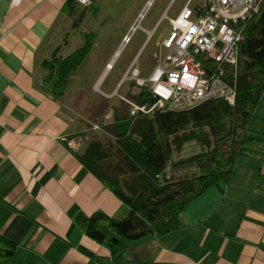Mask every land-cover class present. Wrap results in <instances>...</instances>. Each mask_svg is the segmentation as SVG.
<instances>
[{
    "label": "crops",
    "instance_id": "1",
    "mask_svg": "<svg viewBox=\"0 0 264 264\" xmlns=\"http://www.w3.org/2000/svg\"><path fill=\"white\" fill-rule=\"evenodd\" d=\"M67 2L22 0L14 7L0 0V204L13 211L2 235L16 245L0 264H264V144L237 162L230 183L189 204L178 230L130 244L123 260L83 234L76 214L124 220L130 209L80 163L84 151L67 148L65 140L85 127L70 94L55 100L43 88L44 62L71 55L92 32L111 51L98 87L139 30L147 40L131 65L163 28L156 49L188 3L203 0H93L81 23L92 22L87 31L74 28ZM71 43L78 48L67 52ZM260 120L264 138V99Z\"/></svg>",
    "mask_w": 264,
    "mask_h": 264
},
{
    "label": "trees",
    "instance_id": "2",
    "mask_svg": "<svg viewBox=\"0 0 264 264\" xmlns=\"http://www.w3.org/2000/svg\"><path fill=\"white\" fill-rule=\"evenodd\" d=\"M88 9H81L77 0H68L64 11L74 20V28H79ZM241 26L238 64L224 68L226 81L236 90L234 104L215 99L190 110L135 118L114 116L104 128L114 138V155L98 140L77 155L80 163L130 209L124 220L102 213L74 216L83 234L107 245L116 261L125 258L130 244L178 230L184 209L216 184L230 183L237 162L264 144L263 139L248 136L264 99V5ZM95 38V34H87L84 46L71 55L44 62L49 75L43 88L55 100L64 97L71 76L91 52ZM136 102L155 103L146 92L136 96ZM188 144L197 145L200 152L173 161L175 152ZM169 165L174 171L192 168L197 174L171 181ZM12 215L11 209L0 204V261L10 259L16 251V245L2 235Z\"/></svg>",
    "mask_w": 264,
    "mask_h": 264
},
{
    "label": "built area",
    "instance_id": "3",
    "mask_svg": "<svg viewBox=\"0 0 264 264\" xmlns=\"http://www.w3.org/2000/svg\"><path fill=\"white\" fill-rule=\"evenodd\" d=\"M7 1L14 7L22 3ZM77 2L85 8L94 4L93 0ZM263 5L264 0H203L198 6L188 3L176 19L170 20L168 35L151 54L154 69L148 78H141L138 57L125 75L135 87L149 88L155 99L153 105L123 99L131 107L130 116L190 110L215 99L234 104L236 90L226 81L224 68L237 66L238 45L243 40L241 24L257 16ZM143 17L142 14L139 21ZM138 26L139 23L132 33ZM65 143L69 150L78 153L86 149L89 139L74 136Z\"/></svg>",
    "mask_w": 264,
    "mask_h": 264
},
{
    "label": "rangeland",
    "instance_id": "4",
    "mask_svg": "<svg viewBox=\"0 0 264 264\" xmlns=\"http://www.w3.org/2000/svg\"><path fill=\"white\" fill-rule=\"evenodd\" d=\"M90 10L91 9H88L87 15L90 13ZM91 23L92 22L90 21L88 25L85 26L82 24V30L87 31L89 28H91ZM163 32L164 29L161 28L158 32V35L153 39L148 48L144 49V52L140 58L141 78L143 79H147L154 69V63L152 62L151 53L155 50V42L160 39ZM114 33L115 30L111 28L107 35ZM77 36L80 37L81 34H78ZM84 39L85 37L82 36L78 44L82 45V41ZM146 40L147 37L145 38L142 31L139 30L133 42L122 53L121 57L117 58L112 67L113 71H111L110 74L100 83V85L96 87L105 70L104 65L111 54V51L109 49H104L106 48V46H100V42L96 38L94 40V46L92 48L93 50L92 52H90L91 55L89 54L90 56H88L84 60L79 69L71 76L69 87L66 90V93L70 94L68 98L71 102V106L74 109L76 108L78 110V115L82 120L80 121L85 127L84 132H82L78 136L86 135L84 137H87L89 139V143L96 140L102 142L103 145L108 150H110L109 153L112 156L114 155V153L111 151V149L113 148V146L111 145L114 141V138L109 135L104 130V128L109 125L115 117L122 118L128 114L130 115L131 107L123 99H126L131 103H137L136 96H138L142 92H146V94L150 95V97L155 101L153 95L148 90L149 88L135 87V84H133V80H131L129 76L125 77L133 58L142 49ZM135 42L137 43L136 46H134ZM76 48H78V45L76 47L75 43H71L69 47H66V51L70 52V50H74ZM61 55H64V53H61ZM106 95H109V97H107ZM258 109L259 111L257 110L256 112V115L258 113V118H254L252 122L253 126L251 124V131L248 133V136L251 138L254 137L264 140V138H260V134L257 133V129L262 126V121L260 120V118L262 117V101ZM198 152H200V149L197 145L188 144L184 146L181 151L175 152L173 161L177 162L179 160L190 158ZM263 153L264 151L262 152V154ZM168 173L170 174L169 176H171L170 180L175 181L194 176L197 174V171L192 168H184L178 171H174L172 170L171 165H169Z\"/></svg>",
    "mask_w": 264,
    "mask_h": 264
},
{
    "label": "bare ground",
    "instance_id": "5",
    "mask_svg": "<svg viewBox=\"0 0 264 264\" xmlns=\"http://www.w3.org/2000/svg\"><path fill=\"white\" fill-rule=\"evenodd\" d=\"M110 68V67H109Z\"/></svg>",
    "mask_w": 264,
    "mask_h": 264
}]
</instances>
